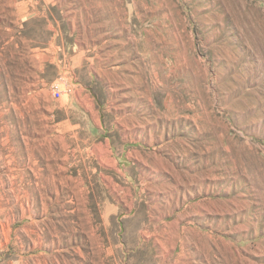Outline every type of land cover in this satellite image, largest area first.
Here are the masks:
<instances>
[{"label": "rangeland", "instance_id": "374dc122", "mask_svg": "<svg viewBox=\"0 0 264 264\" xmlns=\"http://www.w3.org/2000/svg\"><path fill=\"white\" fill-rule=\"evenodd\" d=\"M22 258L264 264V0H0V264Z\"/></svg>", "mask_w": 264, "mask_h": 264}, {"label": "crops", "instance_id": "0c3cea01", "mask_svg": "<svg viewBox=\"0 0 264 264\" xmlns=\"http://www.w3.org/2000/svg\"><path fill=\"white\" fill-rule=\"evenodd\" d=\"M39 258L41 259V260H43V258H41L40 256H38V259H37V261H39ZM23 259V261H26V262H23V264H34V263H28V261L26 260V259H24V258H22ZM37 264H44V263H37Z\"/></svg>", "mask_w": 264, "mask_h": 264}, {"label": "built area", "instance_id": "2783aa9c", "mask_svg": "<svg viewBox=\"0 0 264 264\" xmlns=\"http://www.w3.org/2000/svg\"><path fill=\"white\" fill-rule=\"evenodd\" d=\"M53 94H54L55 96H57V98H58L59 95H60V91L57 90V89L55 88V90L53 91Z\"/></svg>", "mask_w": 264, "mask_h": 264}]
</instances>
